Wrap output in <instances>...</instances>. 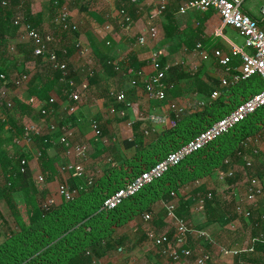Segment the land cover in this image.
<instances>
[{"label": "crops", "instance_id": "1", "mask_svg": "<svg viewBox=\"0 0 264 264\" xmlns=\"http://www.w3.org/2000/svg\"><path fill=\"white\" fill-rule=\"evenodd\" d=\"M51 1L44 4L41 10L42 22H39L36 27L43 32H52L57 35L58 54L61 53L59 61L67 64V72L65 75L62 73L64 79L61 77L60 82L51 92L54 102H50L46 114L39 112V106L31 111L28 110L29 112L19 109L16 113L15 119H18L19 127L36 124L41 129V135L37 136L32 144L26 146L22 139L24 133L15 136L16 130L11 127L10 132L14 137L9 143V149L13 155L25 153L28 149L27 159L33 179L44 186L40 200L45 204L46 201L54 199L55 203L51 207L61 208L67 201L62 191L64 184L69 185L75 198L88 192L89 187L94 185L98 187L100 195L106 196V199L141 171L160 160L164 153L174 149L183 134L189 133L194 129L193 127L197 126L189 123L180 124L181 117L209 106L213 100L220 97L221 88L228 90L220 97L224 105L219 107L221 110L219 118L228 114L239 103L263 87H256L257 83L259 84L257 79L253 85L243 84L246 79L236 85H222V78L228 74L215 57V51L219 49L223 54L231 56V43H240L243 38L233 27H221L220 16L213 9L200 11L186 7L190 0H107L104 2L65 0L71 12L69 25L77 26L76 30H65L59 23L52 22L54 15L53 17L51 15L53 14ZM246 1H242V10L251 17L261 18L260 8L264 6V2L261 1L259 5H255V3L245 4ZM162 6L163 10H161ZM184 7L186 11L182 12ZM126 17H129V20H126ZM152 30L158 33L154 39L150 35ZM218 30L221 31L220 35ZM16 32L20 34L18 29ZM142 35L147 38L146 43L139 42ZM18 38L19 36L14 41ZM25 44L32 49V43L24 40L17 44V50ZM77 44L85 50L83 54ZM197 44H201L202 47L197 48ZM157 49L164 52L162 56L164 65L169 68L180 67L178 73L185 70L190 74L189 77L180 80L178 88L173 85L165 86L164 100L151 99L144 90L147 76L153 73L150 54ZM201 52H205L207 58H203ZM35 58L31 56L25 64L19 63L20 70L25 67H29L30 70L23 73L16 84L8 86L9 90L15 93L13 95L15 101L16 98L28 99L29 80L34 70H37ZM230 65L232 68H238L240 60L231 56ZM211 79L217 80L219 87L214 89L209 98H206L198 90V81L201 80L210 85ZM133 80L137 81L135 85L132 84ZM84 82L88 83V87L83 92H79L81 100L76 101L70 94L74 91L78 92ZM216 91L220 92V95L213 98V93ZM121 93L124 95V101H119L117 98ZM239 98L243 100H236ZM6 103L8 107H12L9 102ZM176 107L184 108L178 120L174 113ZM152 114H167L169 120L176 123L175 125L171 122L154 124L149 120ZM93 120L99 124L100 135H96L92 128ZM51 125L56 126L55 131H51ZM257 126L254 135L257 141L247 146H244L242 142L241 149H237L241 160L225 159V163L231 160V165L227 169H217V173L221 170H233L234 175L240 174L239 179L229 183L228 179L234 175L225 180H221L218 175L215 178L207 177L195 182L190 190L194 195L190 194L189 198H185L181 203L183 205L194 199L196 210L191 211V206L190 212L188 211L185 217L177 213L180 208L175 199L171 198L166 203L174 202L175 214L178 218L192 224L197 230L207 232L210 236L209 239H204L197 235H189L187 246L192 249L190 240L193 241V238H196L209 247L218 248L221 256L224 255L226 258L232 256V264H237L238 254L250 252L259 259L254 264H264V245L260 247L256 245L257 242L264 243V195L258 197L256 205L247 200V187L253 178L259 179V183L264 186V124L259 121ZM63 128L70 129V139L74 144H83L87 147V156L84 160L86 177L76 178L60 171L63 164L83 159L79 155L65 156L59 141ZM247 162L251 165H247ZM249 170H253L251 176L248 175ZM40 177L43 181L39 180ZM89 179L93 181L92 184L88 183ZM239 183H243L242 186L237 185ZM201 187L207 191H199ZM173 192L171 191V194ZM209 192H212V197L219 196L218 203L221 205L219 209L217 208L218 214L221 215L222 212L226 214V217L222 214L223 222H219L220 228L215 231L217 240L227 243L226 247L214 240L206 229L213 223L208 219L206 211V201L212 198H206L203 211L197 208L198 197L206 196ZM17 194L19 192L14 194V198L18 208L23 212L26 201L24 199L18 203ZM3 202L6 203L0 195V222L9 227L11 226L9 219L13 216L1 207L4 205ZM237 206L242 208L241 212L237 210ZM234 213H236L235 219L232 222H226L227 216ZM26 214L24 213V216ZM159 217L161 219L156 220V226L149 225L142 231L145 242L153 247L145 253V261H147L145 264H173L161 254V249L148 240L146 235L145 229L148 227L154 228L158 233H167L171 236L176 232L174 225L172 228L164 227L166 224L164 221L173 222L171 218L167 216L165 220L162 214ZM223 230L226 231L222 232ZM138 232L139 229L135 233ZM198 240L194 241L198 242ZM255 248L258 249L257 252ZM222 250L229 253H223ZM120 257L121 254H115L112 257L103 258L105 261L97 259L118 264L121 263ZM127 262L138 264L131 259Z\"/></svg>", "mask_w": 264, "mask_h": 264}, {"label": "trees", "instance_id": "2", "mask_svg": "<svg viewBox=\"0 0 264 264\" xmlns=\"http://www.w3.org/2000/svg\"><path fill=\"white\" fill-rule=\"evenodd\" d=\"M1 1L2 0H0V41L5 44L7 42L6 51H8L11 55H14L15 57L13 60H8L7 58H5L4 52L0 51V92L2 91L3 87H8L9 85L16 84L17 81L22 78V74L28 72V70H26L25 68L21 70L19 69L20 59H22L24 55L26 57L27 54L28 57L34 56L30 47L29 51L26 52L25 49L28 48L27 44L21 45L20 49H18L17 52H12L10 50L8 45L12 41H9L7 39L8 32L10 30L16 32L17 29L20 31V27H18V25L14 23L15 19L21 18L19 22H24L25 20H28L29 22H32L35 26H38V23L42 22L41 12L36 17H33L28 13L22 15L20 7L14 12L11 10L10 1L13 2V0H6V6H3L1 4ZM64 1L65 0L51 1L53 5V14H51L52 17L54 15L53 20H55L56 15L58 13L57 6H60ZM43 33L46 34L47 32ZM50 34L57 36L55 33L52 32ZM58 52L59 50H57V54ZM60 55L61 53L58 54V57H60ZM25 57L22 60H25ZM43 58L44 57L42 56L35 58L37 70H34L31 75V79L29 80V93L27 95L28 99L16 98V105L13 108H10L8 107V104L0 98V168L2 171V178L0 181V195L5 199L10 210V215L13 216L12 219L15 221V223H18V221L20 220V216H22L23 220L21 219V222L23 224L24 230H26V232L30 236H40L41 239L39 241H36L35 244H37L39 247L48 245L44 250L42 249L43 251H39L40 253H38V255H35L32 258H28V260L22 264H42L39 263V261H41V259L39 258L49 254L50 258H52L54 261L59 259V257L63 259L61 260V263L58 262V264H92L95 258L102 259L105 257L114 256L118 251V248L126 243V237H116L113 235H109L104 238L95 237L94 239L96 240L94 242H90L87 247L79 249L77 246L78 242L74 239L76 237V234L81 232V230L86 226L89 228L93 227V230L95 232L96 229L94 227L99 224L98 221L100 220V218L106 217V212L118 211L117 214H121V210L119 209L123 206L125 207V204L128 200L133 201L131 199L135 198L140 192L145 191V189L147 190L151 187L153 189H156V191L153 192L152 196H147V199L154 200L157 195L161 197V195H165L163 193H171L172 189H175L176 187L186 183L188 179L198 178L203 174L209 173L204 169L210 168V164H212L213 162L212 158H214L215 156H218L221 159L218 166L216 165V167H218L217 169H227L231 165L232 161L230 160V162L225 163V159L233 158L235 161H240L241 158H239L240 156L238 155L237 149H241V146H243L242 142L244 139H246L248 136L255 135L259 121L264 124L263 106L259 110H257L253 115L249 116L246 120L236 125L228 133H225L221 137L215 139L213 142L209 143L206 147L202 148L201 150H198L197 152L187 156L180 164L170 168V170L162 178L147 185L140 192L128 198L121 205L117 206L114 209L106 210L101 208L106 196H101L99 194L100 192H98V187L96 188L95 193L89 195L100 198V209L96 207V205L98 204L96 201H94L95 199L89 201L91 204L84 206V204L87 202L85 198L86 196H89L88 192H85L83 195L77 197V201H79V203H77L74 198L73 200H67L61 208L53 206L49 209H45L44 202L42 203L40 200V195H42V192L44 191V186L39 181L33 179V176L29 169V165H27V169L25 172H22L20 169L22 158H28L27 153H16L13 155L11 154V150L9 149V143L14 137V135L10 132V128H15L16 136L23 134L25 132V127L30 125L26 124V126L24 127H19L17 125L18 119H15V117L17 115L16 113H18V110L22 109L25 112H29L39 106V112L41 113L42 109H48L51 98L50 94L56 88L57 84L60 82V79L62 77V70L55 68L54 63L49 61L47 58ZM106 63L109 62L106 61ZM179 69L180 67L176 66L169 68L164 79L165 86L168 87L170 85H173L178 88L180 80L190 76V74H188L185 70L178 73ZM2 75H4V78L2 77ZM255 79H257L259 82V84L257 83L256 87L263 86V89L264 81L258 74H254L248 77L246 80H244L245 82L243 81V84L251 83L253 85V83H255ZM210 82L211 84L208 85L203 83L201 80L198 81V90L201 91V93L206 98H209L214 89L219 87V82L217 80L211 79ZM221 89L222 92L220 97L225 94L228 90L226 88ZM220 97H218L216 100H213L209 106H205L202 110L181 117L179 122L180 124L189 123L197 126L193 127L195 130L192 129L189 133L187 132V134H183V137L177 141L179 143L176 145V147L174 149H171L170 151L179 148L181 145L191 140L197 134L207 129L220 117H218L221 111L219 110V107L224 105V102L220 100ZM29 100H33L32 103ZM220 139H225V141L227 142L224 143L227 146L222 148L219 147L217 150H207V152L205 153V157H203L202 154L204 153V150H206V148H208L211 144ZM229 140L231 142H228ZM170 151L164 153L162 158L165 157ZM239 178L240 174L235 173V175L232 178H229L228 181L229 183H234ZM166 180L167 182H165ZM163 185L164 189L168 190L166 192H159L158 189H160ZM173 185L174 188L170 187ZM198 190L201 192L207 191L203 187ZM18 192L23 193L24 199L26 201V208L23 210V212L27 213V220L23 216L24 213L21 212L18 208L16 200L14 198V194ZM168 195L169 196L166 197H170V194ZM145 198L140 199L138 203L142 204L144 202L142 206H145L147 203L146 207H148V210H151V208L149 207L151 201L147 199L145 200ZM218 199L219 196L213 195L212 199H207L206 201L207 216L208 219L211 220V222L213 223L216 221L223 222L222 217H226V214L223 212L222 214L224 216L222 214H218L217 208L219 209V206L221 205L220 203H218ZM130 203L131 202H128L127 204ZM193 204L194 199L187 201L185 205L181 204L180 209L177 211V213L180 216L185 217L188 211L190 212L189 208ZM185 210L186 212H184ZM235 214L236 213H234V215L230 214L229 216H227L226 222H232L235 219ZM124 218L120 219L122 220ZM106 219H109L108 216ZM54 221L57 224L56 227H59L58 229H56V235L59 239L57 242H46L44 238L48 233L47 231H49L47 226L52 225V222ZM5 227H7L8 230H11L10 226ZM256 245L257 247H260L263 246L264 243L257 242ZM257 251L258 249H256L255 252ZM5 257H8V252L5 253ZM236 259L237 264H254L256 261H259L257 256H254V253L251 252L238 254ZM103 263L113 264L111 261H106ZM18 264H21V261Z\"/></svg>", "mask_w": 264, "mask_h": 264}, {"label": "built area", "instance_id": "3", "mask_svg": "<svg viewBox=\"0 0 264 264\" xmlns=\"http://www.w3.org/2000/svg\"><path fill=\"white\" fill-rule=\"evenodd\" d=\"M107 0H83V2H104ZM243 0H190L186 7L195 8L200 11H206L209 9L215 10L221 19V27L231 26L238 30L239 35L243 38V43L232 42L231 43V56L236 57L240 60V65L238 68H232L230 65L231 56L223 54L221 50L215 51V57L218 59L219 64H221L228 75L222 78V85L230 86L236 85L240 81L247 79L248 77L258 74L264 81V6L260 8L261 18L257 19L251 17L249 14L242 10ZM1 4L7 5L6 0H2ZM163 6L161 10H163ZM160 10V11H161ZM186 8H182V12H185ZM71 12L69 9L68 2H63L58 6V13L56 15L55 21L59 23L65 30H76V25H69ZM21 18L15 19L14 23L20 27L19 38L16 41H12L8 46L12 52L17 50V44L21 41H30L32 43V53L35 57L42 56L47 58L49 61L54 63V67L63 71L66 74L67 64L65 62L59 61L57 54V45L59 40L56 36L50 33H43L38 27L34 26L28 20L24 22H19ZM129 20V17H126ZM157 32L152 30L150 35L152 38L157 37ZM221 31L218 30V35ZM140 43H146L147 38L142 35L139 38ZM80 48V44H77ZM201 44H197V48H201ZM80 52L83 54L84 49L80 48ZM203 58H207L205 52H201ZM164 55L163 50L157 49L153 50L150 54V64L153 68V73L147 76L144 82V90L148 94L149 98L156 100H164L166 98L165 90V76L168 71V66L162 63V56ZM4 78V75H2ZM64 79V77H62ZM137 81L133 80L132 84L135 85ZM88 87V83L84 82L79 87L78 92H71L70 96L76 100H81V95L79 92H83ZM220 95V92L216 91L213 93V98ZM119 101H124V95L118 94ZM33 100H31L32 102ZM50 102H54V98H50ZM10 105V103H9ZM127 105H130L127 103ZM264 106V88L259 92L253 94L240 104H238L231 112L227 115L216 120L207 129L203 130L195 137H193L188 142L181 145L179 148L169 152L165 157L158 160L155 164L149 168L141 171L132 180L126 183L124 186L116 190L113 194L107 197L102 205V209L111 210L121 205L125 200L134 196L147 185L153 183L154 181L162 178L170 168L180 164L187 156L201 150L206 147L209 143L213 142L215 139L221 137L225 133H228L236 125L246 120L249 116L253 115L257 110ZM183 107L174 108L175 117L178 120L181 113L183 112ZM42 113L46 114L47 110L42 109ZM1 115V113H0ZM149 120L154 124H167L172 123L175 125L176 122L170 121L167 114L158 115L152 114ZM92 128L96 135L101 134V129L96 120L92 121ZM51 131H55L56 126H50ZM41 135V129L36 124H30L25 127V132L23 135V140L28 146L32 144L35 137ZM70 129L63 128L59 141L63 147V152L65 156L71 157L74 155H79L83 159L70 161L63 164L60 168L62 173H68L76 178L86 177V170L84 160L87 156V147L83 144H74L71 139ZM257 141L255 136H248L243 145L247 146L249 143ZM28 153V149L26 151ZM29 165L28 159L22 158L20 169L25 172ZM247 165H251L247 162ZM219 178L225 180L227 177L234 175L233 170L224 171L221 170L219 173ZM43 181V178H39ZM92 180L89 179L88 183L92 184ZM62 191L66 200H73L75 194L72 192L68 184H64ZM174 195V193H172ZM264 195V186L259 183V179L253 178L247 187V200L251 204L256 205L258 197ZM206 198H212V192H209L206 196H199L197 199V208L200 211L205 209ZM55 203L54 199L48 200L44 207L49 209L51 205ZM174 202H170L165 205L167 216L173 220V225L175 226L176 232L171 236L167 233H158L154 228L148 227L146 230V235L148 240L153 242L155 246L160 248V252L173 264H208L209 255L203 254L195 257L193 250L187 246V240L189 235H197L204 239H209L210 236L207 232L193 229V225L180 219L175 214ZM239 212L242 211L240 206H237ZM264 218V216H263ZM153 219L151 212H145L142 214V221L148 223ZM139 228L135 227L133 230L136 232ZM123 247H119V251H123ZM223 253H229L228 251L222 250ZM94 259V264H104L102 261L96 262ZM102 262V263H100ZM126 264H133L127 262Z\"/></svg>", "mask_w": 264, "mask_h": 264}, {"label": "rangeland", "instance_id": "4", "mask_svg": "<svg viewBox=\"0 0 264 264\" xmlns=\"http://www.w3.org/2000/svg\"><path fill=\"white\" fill-rule=\"evenodd\" d=\"M49 0H13V2L10 1V7L11 10L14 12L15 10H17L19 7L21 8V14L25 15V14H30L33 17H36L42 10V8H44V4L48 3ZM264 2V0H247L245 4H249V3H255V5H259L260 2ZM48 15V14H47ZM51 22V21H48ZM52 22H56L55 20ZM19 36V33L14 32L12 30H10L8 32V36L7 39L9 41H14L17 37ZM242 42H240V44H242ZM7 42L6 44L3 43L2 41H0V51L4 52L5 54V58H7L8 60H13L14 59V55H11L6 48ZM26 52L29 51V48L25 49ZM21 51V50H20ZM25 57V55L23 56V58ZM22 58V59H23ZM25 60L20 59V65L25 64L28 60L31 59V56L28 57V54L25 57ZM26 70H30L29 67H25ZM28 80V79H26ZM25 80V81H26ZM10 88L5 86L2 88V91L0 92V98L4 101V102H9L13 108V106L16 105V101L14 100L15 98L13 97V95L15 94L14 92H11L9 90ZM13 91V90H12ZM241 98V97H240ZM236 99V100H240L242 101L243 99ZM240 104V103H239ZM229 108V105H228ZM231 112V111H230ZM227 115V114H226ZM224 142H227L222 139L217 140L216 142H214L213 144H211L208 148H206V150H204V153L202 154L203 157H205V153L207 152V150H217L219 147H226L227 145H225ZM228 142H231L230 140ZM235 144V143H234ZM230 145V144H229ZM236 148V147H235ZM173 151V150H172ZM171 152V151H170ZM212 157V156H211ZM213 162L212 164H210V168H205L204 170H206L207 174H203L198 178H194V179H188L186 181V183L176 187L175 189H172V191H174V195L171 193L170 197H166L169 196L167 193H163L165 195H161L160 196H156V198L153 199H147L148 195H153V192L156 191V189H153L152 187L149 189H145V191L140 192L139 194H137V196L130 201L128 200L126 202V204L128 202H131L130 204H125V207L123 206L122 208H120L119 210H121V214H117L118 211H110V212H106L105 216L103 218H100V220L98 221L99 224H97L96 227H94L96 229V231L94 232L93 227L89 228V227H85L81 230V232H79L78 234H76V237L74 238L77 242H78V248H85L87 247L90 242H94L96 239H94L95 237L97 238H104L106 236L109 235H113L116 237L119 236H124L126 237V243L123 244V248L124 250L122 251H118L116 254H121L120 257V261L121 263L118 264H124L125 262L129 261L130 259L133 260L134 262L138 263V264H145L147 261H145V253L148 252L149 250H152L153 247L151 246V244H148V242H145V237L142 231H144V228H146L149 225H153L156 226V220L157 219H161L159 216L162 214L163 219L167 218V211L164 209V205L169 202L171 200V198L175 199L176 204H178L179 208L181 206V201H184L185 198H189L190 194L194 193L191 190V188H193V184L197 181H201L202 178H206L207 177H218V173H217V168L216 165L218 166V164L220 163L221 159L217 156H215L214 158H212ZM1 171H0V181L2 178L1 175ZM250 174H253V170L252 171H248V175L251 176ZM189 177V176H188ZM186 179V178H185ZM218 179V178H217ZM167 182V180L165 181ZM226 182V181H225ZM243 183H239L237 185H241L242 186ZM91 185L89 187V191H88V195L95 193L96 191V186ZM158 186V185H157ZM172 188H174L173 186H170ZM157 188V187H156ZM238 189V188H237ZM168 189H164V185L158 189V191H164L166 192ZM240 190V189H239ZM151 191V192H149ZM215 193H217V195H219V193L214 190ZM224 191V190H222ZM221 192V191H220ZM149 193V194H148ZM100 194V193H99ZM222 194V193H221ZM89 195L88 197L86 196L85 200H87V202L84 204V206H87L89 204H91L89 201L90 200H94L97 202L98 205H96V207H98V209H100L101 203L99 202L100 198L99 197H93ZM146 197V198H145ZM166 197V198H165ZM145 200H150V205L149 207L151 208V210H148V207H146V205L142 206V204L144 203H138V201L140 199H144ZM17 202H22L24 200V195L23 193H19L17 194ZM21 199V200H19ZM77 201V197L74 199ZM75 201V202H76ZM47 202V201H46ZM136 202V203H134ZM4 205H2L1 207L4 208L5 212H9L8 211V207L7 204L5 202H3ZM77 203H79V201H77ZM100 203V204H99ZM141 204V205H140ZM183 205H185V203H183ZM195 204L192 205V210L195 212ZM51 208V207H50ZM145 212H151L153 215V219L148 222V223H144L142 221V214ZM157 215V216H156ZM24 216V215H23ZM108 216L109 219H106ZM20 216V220L18 221V223H15V221L10 218L9 216V221L11 222V230H8L7 227H5L1 222H0V264H18L21 261V264L26 262L28 260V258H32L35 255H38V253H40L39 251H43L48 245H44L43 247H39L36 243V241H39L41 238L40 236H36V235H32L30 236L26 230H24L23 228V224L21 222V219L23 220V217ZM125 217V218H124ZM24 218L27 220V214L26 216H24ZM120 218H124V219H120ZM108 220V221H107ZM166 220V219H165ZM189 220V219H188ZM190 221V220H189ZM166 224L164 225V227L166 226V228H172L173 227V222L171 221H164ZM54 224L47 226L48 230L47 231V235L45 236V240L46 242H57L58 241V237L56 235L57 230L59 227H56L57 224L54 222H52ZM219 222H214L212 223L208 228H206L210 234L214 237V240H217V236L215 234V231L219 230L220 226H219ZM138 227L139 228V232L136 234L133 231V228ZM193 229H195V226H192ZM92 231V232H90ZM226 230H223L222 232H225ZM92 233V234H91ZM92 235V237H91ZM191 236V235H190ZM93 239V241H92ZM192 239V237H191ZM87 243H86V241ZM194 240H198L196 238H193V241L190 240V244L192 246L193 252L195 254V256L197 255H203V254H208L209 255V260H208V264H232V256H227V258L223 255L221 256L220 252L218 251V248H214V247H209L207 246L205 243L201 242L200 240H198V242H195ZM218 242H220L219 240H217ZM222 245H224L226 247L227 243L224 244V242H220ZM43 249V250H42ZM62 249V248H61ZM8 252V257H5V253ZM39 259H41V261H39V263L42 264H58V262L61 263V257H59V259H57L56 261H54L52 258H50V254L46 255V256H42ZM97 259V258H95ZM103 259V258H102ZM228 259V260H227ZM5 260V261H3ZM96 262H99V260L97 259ZM102 263V262H100Z\"/></svg>", "mask_w": 264, "mask_h": 264}]
</instances>
